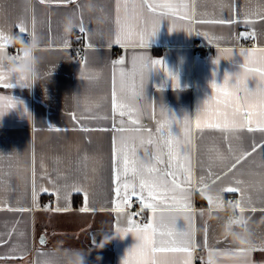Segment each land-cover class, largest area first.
<instances>
[{
    "label": "crops",
    "instance_id": "obj_1",
    "mask_svg": "<svg viewBox=\"0 0 264 264\" xmlns=\"http://www.w3.org/2000/svg\"><path fill=\"white\" fill-rule=\"evenodd\" d=\"M175 2L188 6L191 21L178 18L182 12L166 15L155 35L148 43L145 37L141 46L138 40L114 43L117 18L130 21L131 5L140 0H0V31L25 40L33 33L41 38L40 81L27 86L13 78L12 88L0 86V96L16 104L8 108V100H0V264H37L42 254L65 249L88 252L89 264H123L138 243L133 233L125 232L129 221L144 224L137 218L139 213L147 222L153 214L144 207L127 209L124 201L115 208L112 140L119 139L120 127L155 133L162 111L169 119L181 121L173 124L174 134L183 136L182 122L185 117L190 121V212L196 245L192 264H197L196 254L202 256L200 264H206L210 247H237L222 229L232 212L248 220L253 234L247 258L251 264H264V132L246 126L225 138L220 129L196 127L205 102L216 95L212 83L223 84L225 76L235 83L245 63L241 51L264 49V19L260 18L264 0ZM139 11L145 30L150 31L156 17L147 8ZM68 15L76 19L77 27L65 34L62 22ZM221 19L233 22H201ZM81 23L86 29L81 41L85 60L78 63L72 45L73 35L82 32ZM19 25L27 33H19ZM204 51L207 57L201 55ZM6 52L18 55L20 45L7 43ZM140 55L162 59L168 71L150 67L145 73L143 94L135 100L138 113L131 117L140 123L132 125L128 114L121 116L120 110L113 114V68L130 70L133 57ZM118 60L123 63L114 65ZM246 83L255 90L259 75L248 77ZM242 152L250 155L229 171ZM218 154L223 159H217ZM201 178L206 185L203 191ZM210 187L222 194L218 206L208 200ZM226 187L243 189L250 202L242 200L240 192H222ZM85 205L88 211H81ZM176 227L184 230L187 222L179 217ZM183 255L157 252L154 258L156 264H163Z\"/></svg>",
    "mask_w": 264,
    "mask_h": 264
},
{
    "label": "snow or ice",
    "instance_id": "obj_2",
    "mask_svg": "<svg viewBox=\"0 0 264 264\" xmlns=\"http://www.w3.org/2000/svg\"><path fill=\"white\" fill-rule=\"evenodd\" d=\"M40 2L45 3L46 0H40ZM131 7L130 21L122 22L119 17L117 18L114 43L138 40L139 44L144 46L145 37H147L148 43L149 38L159 30V24L166 15L176 16L178 12H182L183 15L178 18L191 21V16L187 11L188 6L183 2L176 3L175 0H153V2L140 0L139 4L132 3ZM127 8L128 3L126 2L125 9L127 10ZM143 8H147L152 16L156 17L150 31H146L144 28L145 21L142 11H139ZM260 18L264 19V16ZM201 22L225 24L233 21L221 19ZM18 30L19 33H27V29L23 25H19ZM80 31H86L83 23H81ZM6 49L7 34L0 31V50L6 51ZM241 54L245 56V63L242 65L243 73L236 75L235 83H230L228 76H225L223 84L212 83L216 95L205 102L202 113L198 114L197 128L220 129L225 133V138L228 134L235 133L246 126L249 131H255L258 128L264 132V49L242 50ZM214 62L218 63L219 61ZM113 63L114 65L122 64L123 60ZM250 65L259 66L251 67ZM150 67H163L166 72L168 71L162 59H149L145 55L133 57L130 70L113 68L112 111L113 114H116L117 110H120L119 115L121 116L128 114L132 125L140 123L138 118L132 119L131 117L132 113H138L135 100L143 94L144 75L149 72ZM168 74L172 75L170 72ZM257 75H259L260 83L255 90H249L246 83L247 78ZM172 79L173 86H177L176 77L173 76ZM10 81L12 80L0 75V86L3 88H12L13 83ZM16 82L29 85L20 78H17ZM5 99L8 100L6 107H16L11 98L0 96V100ZM24 111L27 112V109L25 108ZM73 116L75 118L74 114ZM161 116L163 119L157 122L155 133L151 129L141 127H120L117 129L120 133L119 139L114 136L112 140V178L115 193L113 203L115 208L119 209L120 201L128 202L136 197L142 207L151 209L153 214L150 220L144 224L129 221L130 227L125 229V232L133 233L137 237L138 243L128 251L123 264H156L154 254L157 252L183 253V264H192L196 245L191 229L192 216L190 212V121L188 117L184 118L182 122L183 136H180V134H174L172 126L174 123L180 124L181 121L174 117L169 119L163 111ZM254 125L256 127H253ZM82 130L88 131L89 129ZM140 149H143L142 155L139 154ZM229 150H231V146ZM255 150L256 145H253L252 151ZM248 155L250 153L242 152L236 156L229 171L235 169ZM216 158L223 159L219 154ZM219 179L220 177L217 176L216 180ZM212 182L215 183V180ZM201 183L200 191H203V187H206L203 185V178H201ZM237 183H242V181H237ZM221 191L224 193L240 192L242 200L247 199L250 202L251 199L241 188L226 187ZM33 196L35 198V192ZM208 200L212 201L211 196L208 197ZM236 207L243 213L241 201L236 202ZM81 211H88L87 205ZM179 217L187 222V227L184 230H178L176 227ZM205 246L207 247L206 237ZM163 264H170V262L165 261ZM248 264H251L249 259Z\"/></svg>",
    "mask_w": 264,
    "mask_h": 264
},
{
    "label": "clouds",
    "instance_id": "obj_3",
    "mask_svg": "<svg viewBox=\"0 0 264 264\" xmlns=\"http://www.w3.org/2000/svg\"><path fill=\"white\" fill-rule=\"evenodd\" d=\"M77 27L76 19L68 15L64 17L62 28L65 34L71 33ZM9 45L19 44L20 55H9L5 50H0V75L6 79L20 78L28 84L40 81L41 58L38 52L41 50V38L37 34H31L25 40L21 35H7ZM209 196L212 198L213 206L222 202V194L218 189L208 188ZM208 196V197H209ZM225 236L230 238L235 249H221L210 247L207 251L206 264H248L247 253L253 247V234L248 227V220L242 215L237 216L235 212L232 217L225 220L222 225ZM115 238L110 237L109 240ZM108 240V241H109ZM106 241L105 243H107ZM103 247V246H102ZM243 250V251H238ZM89 253L80 249H65L60 253L51 252L42 254L37 264H89L87 260ZM183 257L171 261L174 264H183Z\"/></svg>",
    "mask_w": 264,
    "mask_h": 264
},
{
    "label": "built area",
    "instance_id": "obj_4",
    "mask_svg": "<svg viewBox=\"0 0 264 264\" xmlns=\"http://www.w3.org/2000/svg\"><path fill=\"white\" fill-rule=\"evenodd\" d=\"M85 37V33L84 32H80L77 34L73 35V58L76 60V62L81 63L85 60V55L83 53V48L85 47L84 44L81 42ZM17 54H14V56ZM202 56L207 57L208 56V52L204 51L201 53ZM124 207L130 210H143V207L141 205V202L139 201V199H131L128 202L124 203ZM233 212L229 214V217H232ZM138 220H140V222L142 223H146L147 222V218L146 216L141 212L139 213V215L137 216ZM202 261V256L200 254H196V263L200 264V262Z\"/></svg>",
    "mask_w": 264,
    "mask_h": 264
}]
</instances>
